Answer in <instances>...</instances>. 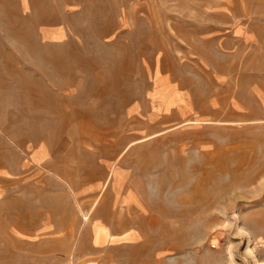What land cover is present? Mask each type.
<instances>
[{
    "label": "rangeland",
    "instance_id": "1",
    "mask_svg": "<svg viewBox=\"0 0 264 264\" xmlns=\"http://www.w3.org/2000/svg\"><path fill=\"white\" fill-rule=\"evenodd\" d=\"M0 264H264V0H0Z\"/></svg>",
    "mask_w": 264,
    "mask_h": 264
}]
</instances>
